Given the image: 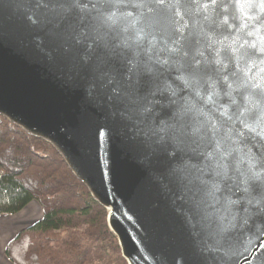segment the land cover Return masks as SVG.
<instances>
[{"label": "water", "instance_id": "obj_1", "mask_svg": "<svg viewBox=\"0 0 264 264\" xmlns=\"http://www.w3.org/2000/svg\"><path fill=\"white\" fill-rule=\"evenodd\" d=\"M211 3L0 0V115L57 150L91 197L107 210V226L127 264H264V200L255 203L261 199L259 186L264 183V88L254 91L260 103L248 111L244 89L233 92L236 104H231L224 95L227 83L218 82L216 106L199 105L216 125L215 130L206 129L205 144L211 146L205 147L199 136H193L191 148L196 151L186 149L174 160L171 147L167 156L160 150L159 136L165 133L154 131L162 122L176 123L170 117L182 98L192 96L191 90L182 89L176 97L157 92L159 103L150 123L130 117L117 100L121 92L113 91L128 79L133 65L159 68L158 59L190 65L183 71L186 76L211 74L214 69L192 62L202 21L198 9ZM222 4L264 5V0H215V5ZM230 11L237 17L232 20L236 26L259 13L254 23L264 36V11L255 8L240 13L235 7ZM111 12L116 13V20L110 27L99 22L102 13ZM126 12L131 16L121 19ZM137 34L144 43L131 39ZM167 47L178 51L170 53ZM255 55L258 61L264 60V54ZM232 70H237L235 65ZM168 71L170 80L181 74L171 65ZM230 71L226 72L229 76ZM221 106L228 116L217 111ZM185 131L190 134L191 129ZM229 132L236 150L226 158L230 175L236 177L229 181L231 198L239 203L233 208L237 227L221 240L215 235V217L208 215L212 207H196L195 176L189 183L172 170L189 158L203 167L204 153ZM170 135L165 139L172 144ZM241 157L246 158L241 170H246L247 158H251L261 173L260 180H249L247 193L243 177L236 172V160ZM246 214L248 223L243 224L241 217Z\"/></svg>", "mask_w": 264, "mask_h": 264}, {"label": "trees", "instance_id": "obj_2", "mask_svg": "<svg viewBox=\"0 0 264 264\" xmlns=\"http://www.w3.org/2000/svg\"><path fill=\"white\" fill-rule=\"evenodd\" d=\"M33 199L42 215L7 243L13 264H127L107 210L57 150L0 115V214Z\"/></svg>", "mask_w": 264, "mask_h": 264}, {"label": "clouds", "instance_id": "obj_3", "mask_svg": "<svg viewBox=\"0 0 264 264\" xmlns=\"http://www.w3.org/2000/svg\"><path fill=\"white\" fill-rule=\"evenodd\" d=\"M132 7H140L139 5H131ZM107 8L117 7L116 5H105ZM233 7L238 8L240 13H244L248 9L259 8L260 11H264V5H251V4H237V5H215V2L211 4H203L198 11L202 15V21L196 32L197 41L195 55L192 57V62L195 66H206L214 69V71L205 76L196 75V80L200 88V94L197 95L195 89L191 90L192 96L189 98V102H194L196 107L204 112L200 104H210L205 90L207 89L216 101L219 100L220 92L217 88L218 82L227 83L228 90L224 93L229 97L231 104H236V99L233 96L234 91L241 89L245 90L244 100L249 105L248 111H251L252 107L259 105V100L254 98V91L257 88H264V82L261 81V71L264 70V60H257L255 53L264 54V36L260 35V27L255 24L259 13H255L249 17L246 24H240L236 26L232 23L234 14L230 11ZM131 16L130 12L122 13L121 19H125ZM239 19H243V16H239ZM99 22L106 24L109 27L116 20V13L111 12L108 15L103 13L99 16ZM136 44L144 43V39L139 35L131 37ZM127 42V41H126ZM154 44V41L152 42ZM176 43H179L177 40ZM170 53H175L174 48L167 47L165 49ZM207 53V55L205 54ZM199 57V58H197ZM163 61H167L164 63ZM171 59H158L156 61L159 68H153V76L161 81L167 80L172 86L180 88L182 90L181 81L175 79H169L171 73L168 71L169 65L171 67L180 70V63H176ZM235 65L237 70H231ZM189 68L188 64H184L183 71ZM255 70V71H253ZM230 71L231 82L229 74ZM154 87L150 82H141L131 90V94H126L121 91L117 100L121 101L124 107L127 109L130 117L140 120L141 122L150 123L154 116V111L149 116L145 111V105H151L155 110L156 104L159 101L152 95ZM203 90V92H202ZM172 114L170 119H178V111L180 107ZM226 109V108H225ZM227 110V109H226ZM196 113L190 114L185 118L183 123L190 128L194 123Z\"/></svg>", "mask_w": 264, "mask_h": 264}, {"label": "snow or ice", "instance_id": "obj_4", "mask_svg": "<svg viewBox=\"0 0 264 264\" xmlns=\"http://www.w3.org/2000/svg\"><path fill=\"white\" fill-rule=\"evenodd\" d=\"M163 3V0H160ZM215 2V0H213ZM174 51H178L174 49ZM185 56L188 54L185 53ZM166 63L167 61H163ZM180 63V61H175ZM181 66V74L176 77L177 80L181 81V86L183 89L193 88L196 91V94H200V88L198 81L196 80V75L194 73L189 74L188 76L183 74L184 65ZM189 67H191L189 65ZM153 74V68L151 66H140L133 65V68L129 69V76L127 80H122L116 89H113L114 92L124 91L126 94H131V90L141 82H150L154 91L152 95H155L157 92H167L171 97H176L177 93L180 91V88L172 86V84L167 81H161ZM111 82V81H110ZM207 99L210 104L214 107L216 106V100L213 99V96L210 92L205 90ZM177 103V101H172ZM180 107L178 111V119H175L176 123L166 124L162 122V126L154 131V134L165 133L168 135L169 132L171 135L172 144H169L165 135L159 136V147L162 153L167 156L168 150L171 147L173 149L172 159L181 157V154L185 152L186 149H190L195 152L196 148H191V145L195 143L192 140L193 136L200 137V144H204L205 147L211 146L205 144V137L207 135L206 129L211 127L213 130L216 129V125L212 120L208 119V114L198 109L194 102H189V98H182L180 100ZM146 113L151 116L153 113V108L151 105H145ZM221 112L223 116H228V111L221 106L217 109ZM196 113L194 123L191 125L190 134L185 130L188 128L183 121L190 114ZM231 119V117H229ZM247 126V125H246ZM200 147V145H197ZM236 150L232 146L231 142V133L229 132L223 138L215 141V146L212 148V151H206L204 155L206 156V164L202 167L191 162V158L188 160H182L173 170L172 174L174 176L182 177L189 180L191 183V178L195 176L198 183L192 188L193 197H199L196 201L197 209L203 205L205 207H212L213 211L208 213V215L215 217L216 232L215 235L219 239H224L225 235L229 233L230 229L237 227V214L233 211V208L236 204L239 203L237 200L231 198L232 187L229 181L234 180L236 177L230 175V165L226 162L227 157H232ZM244 157H241L236 160V172L243 177L242 184L244 185L243 191L245 193L249 192L248 182L249 180H260L261 173L256 170L255 162L251 158H247V168L246 170H241L240 165L245 163ZM170 163V161H167ZM199 173V175H196ZM204 173H207L205 178ZM261 199L255 200L256 204H261V201L264 200V183H261L260 186ZM249 204L253 203V200H248ZM245 213H248V210L245 209ZM243 224L248 223V215L241 217Z\"/></svg>", "mask_w": 264, "mask_h": 264}, {"label": "crops", "instance_id": "obj_5", "mask_svg": "<svg viewBox=\"0 0 264 264\" xmlns=\"http://www.w3.org/2000/svg\"><path fill=\"white\" fill-rule=\"evenodd\" d=\"M41 215V206L35 199L29 201L20 211L14 214H0V264H13L5 253L7 243L19 231L38 220Z\"/></svg>", "mask_w": 264, "mask_h": 264}, {"label": "rangeland", "instance_id": "obj_6", "mask_svg": "<svg viewBox=\"0 0 264 264\" xmlns=\"http://www.w3.org/2000/svg\"><path fill=\"white\" fill-rule=\"evenodd\" d=\"M122 256V255H121ZM95 264L97 263V259H96V261L94 262Z\"/></svg>", "mask_w": 264, "mask_h": 264}]
</instances>
